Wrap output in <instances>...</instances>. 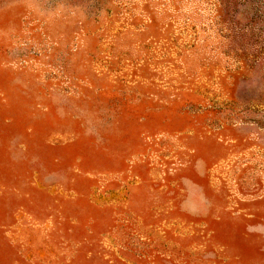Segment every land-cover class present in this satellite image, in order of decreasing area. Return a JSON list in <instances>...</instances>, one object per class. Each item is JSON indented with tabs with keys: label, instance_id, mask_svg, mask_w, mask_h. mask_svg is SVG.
<instances>
[{
	"label": "rangeland",
	"instance_id": "374dc122",
	"mask_svg": "<svg viewBox=\"0 0 264 264\" xmlns=\"http://www.w3.org/2000/svg\"><path fill=\"white\" fill-rule=\"evenodd\" d=\"M0 264H264V0H0Z\"/></svg>",
	"mask_w": 264,
	"mask_h": 264
}]
</instances>
